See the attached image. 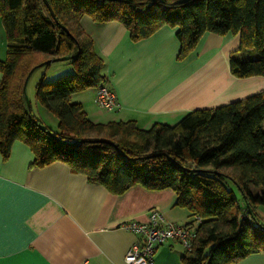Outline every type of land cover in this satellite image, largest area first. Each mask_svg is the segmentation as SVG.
Masks as SVG:
<instances>
[{"label":"trees","instance_id":"1","mask_svg":"<svg viewBox=\"0 0 264 264\" xmlns=\"http://www.w3.org/2000/svg\"><path fill=\"white\" fill-rule=\"evenodd\" d=\"M0 0L7 56L0 60V150L8 157L19 140L34 165L67 163L91 183L122 194L135 185L172 189L193 220L197 236L183 264H236L264 252L256 213L264 206V91L214 109H197L176 124L148 130L134 121L97 123L73 94L107 83L99 56L81 20L119 21L134 41L164 25L177 28L180 58L206 32L240 34L242 55L230 69L239 78L264 76V0ZM36 55V62H31ZM72 57L75 71L37 84V101L59 119L52 131L28 107L25 83L32 70ZM90 140H105L91 142ZM236 187L238 193L233 187Z\"/></svg>","mask_w":264,"mask_h":264},{"label":"crops","instance_id":"2","mask_svg":"<svg viewBox=\"0 0 264 264\" xmlns=\"http://www.w3.org/2000/svg\"><path fill=\"white\" fill-rule=\"evenodd\" d=\"M80 20L105 61L106 85L118 99L107 112L95 101L97 87L74 93L72 100L94 122L134 121L145 130L156 124L176 126L194 110L264 91V76L239 78L231 72L232 57L242 55L240 34L208 31L180 58L182 44L170 25L134 41L119 21L97 23L89 15ZM2 22L0 17V60L7 56ZM2 77L0 72V82ZM34 156L19 140L8 157L0 150V264H127L126 255L140 236L126 224L148 222L152 209L179 225L193 220L177 205L172 189L138 184L117 195L65 162L34 165ZM164 245L156 249V264H170ZM236 264H264V252Z\"/></svg>","mask_w":264,"mask_h":264},{"label":"built area","instance_id":"3","mask_svg":"<svg viewBox=\"0 0 264 264\" xmlns=\"http://www.w3.org/2000/svg\"><path fill=\"white\" fill-rule=\"evenodd\" d=\"M96 103L105 111H112L117 107L118 99L114 92L103 85L96 92ZM148 222H129L127 229L140 236L126 255L127 264H156L154 254L156 249L169 241L179 242L185 250L190 251L193 240L197 236V224L201 222L200 217L190 225H179L168 220L162 212L152 209Z\"/></svg>","mask_w":264,"mask_h":264},{"label":"rangeland","instance_id":"4","mask_svg":"<svg viewBox=\"0 0 264 264\" xmlns=\"http://www.w3.org/2000/svg\"><path fill=\"white\" fill-rule=\"evenodd\" d=\"M31 62H36V55H32L30 58ZM75 71V64L72 59L56 61L43 66H39L38 68L32 70L30 73L26 84V96L28 97V101L30 102V109L33 114L36 115L39 120H42L43 124L52 129V131H56L59 128V119L50 112L49 110L43 108L37 101V84L38 82L45 81L51 82L59 77H63L64 75L71 74ZM94 88L95 87H91ZM46 112V113H45ZM233 189L236 193H238L237 188L234 186ZM256 213L259 217V222L264 227V206L258 205L255 209ZM187 212V211H186ZM189 215V214H188ZM167 250H169L168 254V263L170 264H183L181 256L185 252V248L179 243L174 242L171 244L164 245Z\"/></svg>","mask_w":264,"mask_h":264},{"label":"water","instance_id":"5","mask_svg":"<svg viewBox=\"0 0 264 264\" xmlns=\"http://www.w3.org/2000/svg\"><path fill=\"white\" fill-rule=\"evenodd\" d=\"M44 2L46 4L47 8L50 10L51 14L53 16H55L53 9H51L52 6H51L49 0H44ZM69 59H72V57H62V58L61 57H58V58H53V59H50V60H48V61L40 64V66H43V65H46V64H49V63H52V62H56V61H63V60H69ZM24 92L26 94V85H25V88H24ZM26 99H27V102H28V106L30 107V102L28 101V97L27 96H26ZM90 141L91 142H103L105 140H90ZM263 231H264V227H263Z\"/></svg>","mask_w":264,"mask_h":264}]
</instances>
